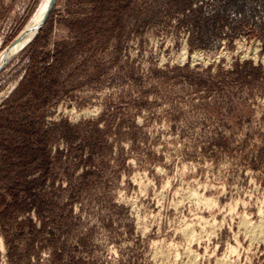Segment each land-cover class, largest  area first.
<instances>
[{
  "label": "rangeland",
  "instance_id": "1",
  "mask_svg": "<svg viewBox=\"0 0 264 264\" xmlns=\"http://www.w3.org/2000/svg\"><path fill=\"white\" fill-rule=\"evenodd\" d=\"M253 225L264 0H54L0 67V264H264Z\"/></svg>",
  "mask_w": 264,
  "mask_h": 264
},
{
  "label": "bare ground",
  "instance_id": "2",
  "mask_svg": "<svg viewBox=\"0 0 264 264\" xmlns=\"http://www.w3.org/2000/svg\"><path fill=\"white\" fill-rule=\"evenodd\" d=\"M50 2H51V0H42L38 11L33 15L32 20L29 22L25 31H23V34L17 40H15L16 42L14 41L15 43L7 51H5L4 53H2L0 55V64L5 58H8V57H11L12 55H14L36 33L37 27L41 24V21H42L44 15L48 9ZM259 224H261V223H259ZM248 228H249L248 233L249 232H251V233L256 232V234L258 235L257 237L264 238V229H263L262 225L261 226L260 225H255V226L253 225V226L248 227ZM250 236H251V234H250ZM252 236H253V234H252ZM230 249H228V250H230ZM232 249L233 250L235 249L234 251H237L236 248H232ZM234 251H230V252L234 253ZM187 255H188V253H187Z\"/></svg>",
  "mask_w": 264,
  "mask_h": 264
},
{
  "label": "water",
  "instance_id": "3",
  "mask_svg": "<svg viewBox=\"0 0 264 264\" xmlns=\"http://www.w3.org/2000/svg\"><path fill=\"white\" fill-rule=\"evenodd\" d=\"M53 2H54V0H51L50 4H49V6H48V9H47V11H46V13H45V15H44L42 21H41V24L37 27L36 32L39 30V28L41 27V25H42L43 22L45 21V18H46V16H47V14H48V12H49V10H50V8H51ZM35 34H36V33H35ZM35 34H34L31 38H33V37L35 36ZM27 42H28V41H27ZM26 44H27V43H25L22 47H24ZM22 47H21V48H22ZM21 48H20V49H21ZM20 49H19V50H20ZM8 60H9V57H8V58H5V59L1 62L0 67H1L2 65H4Z\"/></svg>",
  "mask_w": 264,
  "mask_h": 264
}]
</instances>
